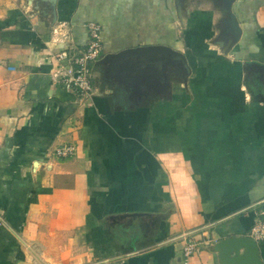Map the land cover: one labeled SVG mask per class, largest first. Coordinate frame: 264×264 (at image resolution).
<instances>
[{
  "label": "crops",
  "instance_id": "obj_1",
  "mask_svg": "<svg viewBox=\"0 0 264 264\" xmlns=\"http://www.w3.org/2000/svg\"><path fill=\"white\" fill-rule=\"evenodd\" d=\"M225 2L0 0V264H218L214 242L249 235L264 207V0ZM89 22L102 51L82 98L54 73ZM151 44L180 51L184 75L174 60L169 84H125L100 62ZM133 212L149 214L119 216ZM187 237L202 243L185 261Z\"/></svg>",
  "mask_w": 264,
  "mask_h": 264
},
{
  "label": "water",
  "instance_id": "obj_2",
  "mask_svg": "<svg viewBox=\"0 0 264 264\" xmlns=\"http://www.w3.org/2000/svg\"><path fill=\"white\" fill-rule=\"evenodd\" d=\"M232 0H226L222 8L224 14L230 13ZM233 21L235 17L231 14ZM178 60L176 72L184 75L187 71L184 55L167 45H138L117 53H108L100 61L108 64V72L118 74L125 82L132 78L147 77L155 81L157 77L168 79L167 71L172 62ZM176 66V64H175ZM168 81V80H167ZM128 83V82H127ZM169 84V81H168ZM132 85V83L130 84ZM149 213H122L119 216H138ZM218 264H264L259 253L257 241L249 235H230L213 243Z\"/></svg>",
  "mask_w": 264,
  "mask_h": 264
},
{
  "label": "built area",
  "instance_id": "obj_3",
  "mask_svg": "<svg viewBox=\"0 0 264 264\" xmlns=\"http://www.w3.org/2000/svg\"><path fill=\"white\" fill-rule=\"evenodd\" d=\"M88 40L82 48H67L56 53L58 59L68 57V62L61 66L60 71H56V80L63 84L72 86L77 94L82 97H90L93 93V69L92 64L100 57L102 43L100 38L101 25L98 22H89ZM70 145H62L56 148V154L66 156L72 153ZM249 236L256 241L264 240V207L258 212V217L249 231ZM202 241L196 238L187 237L185 239L182 253L185 261L198 251Z\"/></svg>",
  "mask_w": 264,
  "mask_h": 264
},
{
  "label": "rangeland",
  "instance_id": "obj_4",
  "mask_svg": "<svg viewBox=\"0 0 264 264\" xmlns=\"http://www.w3.org/2000/svg\"><path fill=\"white\" fill-rule=\"evenodd\" d=\"M101 59V58H100ZM101 62V61H100ZM102 63V62H101ZM110 76H117L118 79H120V81L122 80L121 76H118V74H114V73H110Z\"/></svg>",
  "mask_w": 264,
  "mask_h": 264
}]
</instances>
